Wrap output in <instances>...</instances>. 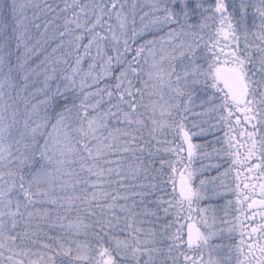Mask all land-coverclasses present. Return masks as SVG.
Instances as JSON below:
<instances>
[{
  "label": "snow or ice",
  "instance_id": "6c2138e0",
  "mask_svg": "<svg viewBox=\"0 0 264 264\" xmlns=\"http://www.w3.org/2000/svg\"><path fill=\"white\" fill-rule=\"evenodd\" d=\"M0 264H264V0H0Z\"/></svg>",
  "mask_w": 264,
  "mask_h": 264
},
{
  "label": "rangeland",
  "instance_id": "374dc122",
  "mask_svg": "<svg viewBox=\"0 0 264 264\" xmlns=\"http://www.w3.org/2000/svg\"><path fill=\"white\" fill-rule=\"evenodd\" d=\"M150 38V37H148ZM195 112H201L202 109L197 107L194 109ZM195 121L197 124H200L202 127H204L205 129H209L207 131L206 134L204 135H198V136H194L193 137V143H197V144H204L205 142H198V140H201L205 137H208L211 141H216L217 138H219V142H216L215 147H221L223 145V140H224V132L226 131L225 128L220 127L219 125H217L216 127H212V125H216L217 124V117L215 116V114H210L209 116H203V117H196V116H190L189 117V121H188V127L191 128L192 127V122ZM203 121H207L206 123H203ZM199 128H193L192 131L195 132H199ZM169 139H171V136H169ZM218 158V157H217ZM220 160H223L222 164H226V167L229 166L228 164V158L225 157L223 155V153L220 154ZM201 163H203L204 165H208V164H217V162H213L211 160H197L195 163V167H200ZM220 166L222 165L219 162ZM217 170L216 168H211L207 171H205L204 176L211 178L214 175V171ZM219 175V174H218ZM216 175V176H218ZM235 176V173L233 172L231 175H229L228 177L223 178L224 182L232 187H234L233 185V178ZM220 181L217 180V184H219ZM218 191L220 192V195L217 197H214L211 201V203L218 207L219 209V215L223 216L224 214V208L227 206L228 201L231 200L233 202V204L235 203V195L230 192L228 189H225L224 187H220L218 189ZM227 196H230L231 199H226ZM259 198V197H257ZM226 219H231V214L228 217H225ZM56 232L55 230H53L51 233Z\"/></svg>",
  "mask_w": 264,
  "mask_h": 264
},
{
  "label": "trees",
  "instance_id": "16d2710c",
  "mask_svg": "<svg viewBox=\"0 0 264 264\" xmlns=\"http://www.w3.org/2000/svg\"><path fill=\"white\" fill-rule=\"evenodd\" d=\"M207 38V37H206ZM209 141H211L208 137H205V138H203V139H201V140H198V142H209ZM200 144V143H199ZM216 144V143H215ZM216 148H219V147H216ZM208 151H211L212 149H211V147H209L208 149H207ZM221 158L219 157V158H217V157H213L212 159H211V161H212V163L213 162H217V164H219V162L222 164L223 163V160H220ZM203 162V161H202ZM157 166H158V164H157ZM225 168H227L226 167V164H222L221 166H220V168H219V170L217 171V170H215L213 173H214V175L213 176H216V175H218V174H220V173H223L224 172V169ZM226 199H231L230 198V196H227L226 197ZM55 231H57V230H55ZM50 234H56V232H54V233H50Z\"/></svg>",
  "mask_w": 264,
  "mask_h": 264
}]
</instances>
